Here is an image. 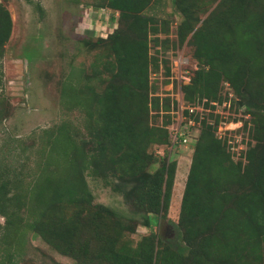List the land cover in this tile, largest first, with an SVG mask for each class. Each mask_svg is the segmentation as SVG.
Masks as SVG:
<instances>
[{
    "label": "trees",
    "instance_id": "1",
    "mask_svg": "<svg viewBox=\"0 0 264 264\" xmlns=\"http://www.w3.org/2000/svg\"><path fill=\"white\" fill-rule=\"evenodd\" d=\"M153 1L89 4L108 10L113 23L92 43L102 47L107 75L102 78L94 68L101 84L95 89L81 83L87 76L73 67L61 82L60 105L80 110L85 139L77 141L66 123L43 130L42 165L30 182L14 184L16 191L7 195L10 181L0 178L6 264L20 254L25 230L40 234L73 264H264V0H173L181 20L170 46L185 41L197 64L179 86L182 100L188 105L204 100V107L212 108L211 101L225 103L220 94L225 84L226 94L238 99L247 116L239 127L246 146L234 159L229 136L216 134L219 115L199 118L177 219L171 222L182 244L150 232L131 245L128 235L136 225L149 228L164 221L175 172V161L163 156L148 171L155 162L149 148L169 141L167 127L176 108L172 95L155 93L149 81L169 42L158 35L166 32L163 20L144 13ZM10 30L0 3V58ZM163 73L169 83V67ZM189 115L197 119L196 113ZM85 174L121 191L141 220L131 224L132 217L123 220L93 202Z\"/></svg>",
    "mask_w": 264,
    "mask_h": 264
},
{
    "label": "rangeland",
    "instance_id": "2",
    "mask_svg": "<svg viewBox=\"0 0 264 264\" xmlns=\"http://www.w3.org/2000/svg\"><path fill=\"white\" fill-rule=\"evenodd\" d=\"M93 1L0 0L11 20L10 34L0 58V178L10 181L7 195L16 191L14 184L18 185L20 182L25 186L29 183L36 168L42 165V150L45 148L43 130L51 131L56 125L66 123L77 141L85 139L82 113L76 108L62 109L59 88L73 67L81 69V74L87 76L81 83L95 89H100L101 84L92 75L94 68L101 72L102 78L107 75L102 69V47L93 46L92 43L95 38L104 37L113 23L109 14L89 5ZM144 13L163 20L162 26L166 28V32L158 35L163 37L165 34L169 40L160 57L162 62L159 60L157 69L149 73V81L155 86V93H168L174 98L176 108L168 126L179 123L186 138L182 143L172 145L168 141L165 145H153L149 148L155 156V162L149 165L148 171L157 166L156 161L162 156L164 161H175L169 206L164 221H158L149 228L138 224L134 233L128 236L133 245L141 235L156 232L161 239L169 238L174 244L181 245L179 231L171 222L174 223L177 219L179 198L198 126L197 123L187 124V114L180 108L186 104L181 98L179 86L187 83L188 79L184 77L189 78L197 64L191 56L192 48L185 41L179 46H170L175 41V26L181 20L173 0H154ZM154 49L155 46H150L149 52L153 53ZM164 67H169V83L163 82L166 79ZM223 86L220 94L225 98V103L214 104L212 108L203 106L201 110H196V120L202 117L211 121L209 113L218 114L220 122L216 134L229 136V143L232 145L230 151L235 159L246 146L239 140L242 137L244 140L246 136L245 131L239 127L247 116L237 105L238 99L226 94L228 90ZM154 122H159L157 117H154ZM234 130L236 131L233 132ZM85 181L93 202L110 207L123 220L132 217L131 224L141 220L142 215L134 211L121 191H114L110 186L102 184L99 178L86 174ZM122 186L126 188L128 184ZM11 209L13 205L9 203L8 210ZM20 215L25 218L24 209L20 211ZM3 222L4 217L0 215V264H6L2 242ZM8 238L7 241H12ZM73 262L71 258L56 252L40 234L25 230L20 254L13 258L12 264Z\"/></svg>",
    "mask_w": 264,
    "mask_h": 264
},
{
    "label": "built area",
    "instance_id": "3",
    "mask_svg": "<svg viewBox=\"0 0 264 264\" xmlns=\"http://www.w3.org/2000/svg\"><path fill=\"white\" fill-rule=\"evenodd\" d=\"M186 79H188L187 77H184ZM204 100H202L200 103H195V104H191L188 105L186 104L185 106H180V108H182L183 110L187 111V124L192 125L193 123H197L198 124V120H194L189 114L191 113H195L197 112L196 110H201V108L204 106L203 104ZM209 104L214 105L215 102H209ZM199 105V106H198ZM198 118H202V117H198ZM180 124L177 123V125L175 126H168V140L170 142V144H178V143H182L185 141L186 138V133L182 130H180Z\"/></svg>",
    "mask_w": 264,
    "mask_h": 264
},
{
    "label": "crops",
    "instance_id": "4",
    "mask_svg": "<svg viewBox=\"0 0 264 264\" xmlns=\"http://www.w3.org/2000/svg\"><path fill=\"white\" fill-rule=\"evenodd\" d=\"M98 10L104 11V12H106L107 14L109 13L108 10H106V9H98ZM115 15H116V13H114V16H115Z\"/></svg>",
    "mask_w": 264,
    "mask_h": 264
}]
</instances>
